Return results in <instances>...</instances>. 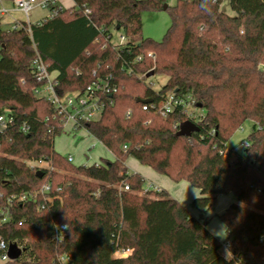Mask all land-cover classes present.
Segmentation results:
<instances>
[{"label": "trees", "instance_id": "16d2710c", "mask_svg": "<svg viewBox=\"0 0 264 264\" xmlns=\"http://www.w3.org/2000/svg\"><path fill=\"white\" fill-rule=\"evenodd\" d=\"M73 1L29 31L0 29V114L13 118L0 136V238L25 250L2 264H264V0H230L232 16L223 0H178L166 6L171 25L160 42L142 37L141 18L166 0ZM116 27L126 37L119 50ZM36 54L60 96L112 75L117 91L105 96L100 118L77 128L111 162L74 167L55 152L64 128L34 94ZM151 71L167 78L158 92L145 84ZM169 95L185 104L162 117ZM187 107L204 112L190 137L178 133ZM246 121L253 125L239 155L226 143ZM129 158L197 189L199 217L165 191L141 194L145 181L128 173ZM228 194L235 202L218 216L224 250L203 216ZM58 226L63 241L53 239Z\"/></svg>", "mask_w": 264, "mask_h": 264}, {"label": "built area", "instance_id": "2783aa9c", "mask_svg": "<svg viewBox=\"0 0 264 264\" xmlns=\"http://www.w3.org/2000/svg\"><path fill=\"white\" fill-rule=\"evenodd\" d=\"M12 5L14 10L23 13L26 18H28L29 13L36 8L48 9L50 11L49 18H52L54 15H56L57 10H63L61 7H58L56 5L55 0H12ZM52 7H56L57 10H51ZM5 13V10H0L1 15ZM26 26L27 31H29L30 25L26 24ZM20 28H22V25H15L11 30H17ZM116 32L118 33V31ZM118 39L119 42L116 45H113L111 43L116 50L121 49L126 43V37L121 33H119ZM147 56L154 60L153 54L149 53ZM136 61H141V57H138ZM30 71L33 75L34 80L38 84V87L34 89L35 96L37 98L46 100L52 106L56 116L60 118L63 128L64 124L69 120L72 121L74 130H77V128L84 127L85 124H88L92 121L98 120L105 105V96L112 95L117 91V86L114 83L112 75H105L103 77L96 78V80L90 85H88L83 91L60 96L56 91V88L59 85V80L57 79V76L54 73H50L48 71V66L43 63V61L37 54L30 64ZM95 74V72H92L93 77H95ZM184 104L185 101L183 99H176L172 95H169L166 101L158 107L157 111L162 117H166L173 111L175 107L182 106ZM142 109L146 111L147 106L144 105ZM183 113L187 117V121L191 123H197L201 118V116L196 117L195 115L189 113L187 109H185ZM129 114L130 112L127 113V116ZM12 124L13 118L9 114H0V136L2 135L3 131ZM174 127L176 128L178 126L175 125ZM26 130L27 129L25 127L22 128L23 132H25ZM242 147L243 149L248 147L246 141L242 143ZM227 153L228 151L225 150L221 154L226 155ZM71 161L72 159L69 158L68 162L71 163ZM123 189L124 191H128V187H124ZM43 190L48 191V187H43ZM151 190L154 192L161 191L157 187H152L150 190H147L145 188L141 194H144ZM2 221L4 222L5 220L3 219ZM64 236L65 227L58 226L56 228V233L53 239L55 241H63ZM8 247L9 245L5 244V242L0 238L1 263L11 262L7 257ZM227 247L228 243L223 242L222 248L224 250H227ZM127 253L128 251H125L122 253L121 256L125 257ZM58 262L65 264L66 261L63 257H61L58 258Z\"/></svg>", "mask_w": 264, "mask_h": 264}, {"label": "rangeland", "instance_id": "374dc122", "mask_svg": "<svg viewBox=\"0 0 264 264\" xmlns=\"http://www.w3.org/2000/svg\"><path fill=\"white\" fill-rule=\"evenodd\" d=\"M3 2L4 10H9L8 3L11 4L10 0H0ZM178 0H166V5L170 8L176 5ZM1 5V4H0ZM65 6V5H63ZM163 6V7H164ZM67 9V8H65ZM220 9L223 13L232 16L233 13L230 9V0H223ZM29 23L31 25H35L47 18L50 17V11L48 9H41L36 8L29 13ZM7 17L1 18L0 20L4 21ZM25 18V17H24ZM142 37L145 39H151L155 42L162 41L163 37L165 36L168 28L171 25V19L168 11H161L157 12H145L142 14ZM28 24V23H27ZM9 26L7 24H2V31H8ZM119 33L112 32V40L111 43L116 45L119 42ZM154 61V60H153ZM167 78L161 75H153L150 78L145 79V84L154 92H158L162 89L166 84ZM187 111L196 117L203 116L204 112L198 108H191L187 107ZM252 123L250 121H246L244 124L241 125L239 129H237L229 140L226 143L227 149H234L238 152L239 155H243V147L242 143L246 141L248 135L252 129ZM54 150L60 156L65 159L72 158L71 164L74 167H90L93 165H100L105 164V161L111 162L112 158L108 151L100 145L94 138L89 136L84 129H73L72 121H67L64 124V131L63 133L56 137L54 140ZM131 158H129V161ZM134 161V160H133ZM132 163V162H131ZM130 163V173L133 170V164ZM141 167L139 172L145 178V188L150 190L154 185H151V181L154 182V176H158L152 169L138 165ZM45 168L44 165L41 166ZM234 202V196L231 194L221 196L220 198L216 199L214 207H212L208 212V218L211 220L210 229L218 230L216 232H220L221 238H224V229L222 223L218 220V217L215 215L220 212L228 204ZM226 238L223 239V243ZM0 264H2L0 262Z\"/></svg>", "mask_w": 264, "mask_h": 264}, {"label": "crops", "instance_id": "0c3cea01", "mask_svg": "<svg viewBox=\"0 0 264 264\" xmlns=\"http://www.w3.org/2000/svg\"><path fill=\"white\" fill-rule=\"evenodd\" d=\"M10 2H11V4L8 3V5H9L8 9L9 10H5L6 13L3 14V15L0 14V19L1 18L3 19L5 17H7L4 21L0 20V29L2 28V24L3 23L4 24L6 23L7 26H9L8 30H11L15 25H23V24H27V23H28V25H31L29 23V17L30 16H28V18H26L23 13H21V12H19L17 10H14L13 9V5H12V1H10ZM55 3H56V5L58 7H61L63 10H66L65 8L71 9L74 6V1L73 0H55ZM0 4H1L0 5V10H4L5 8L2 6L3 2L0 1ZM63 5H65V6H63ZM39 23H37V24H39ZM108 153L110 154V156H111V158L113 160L112 154L109 151H108ZM130 160H132V161L127 160L126 163H125L127 171L130 170L129 166H130V163L132 162L131 164H133V170L130 171V174H138L145 180V178L139 172V170H141V167L137 166V164L138 165H140V164L134 159H130ZM151 183H152L151 185H154L153 187H157L161 191H165L172 199H175L176 201H178L189 212V214L193 218H198L199 217V213L192 207V201L194 199L200 197V192L197 189L192 188L186 182L174 183V182L170 181L168 178H166L164 176H161V175L154 176V182L151 181ZM220 197L221 196H218L216 199H218ZM234 202H235V198H234ZM234 202H231V204L234 203ZM228 205H230V204H228ZM227 207L228 206H226V208H223L222 210H220V212H218L215 216L218 217L221 213H223L227 209ZM208 212L203 216V218L206 221V229L219 242H222L223 239L226 238V234L224 235V238H221L222 234L220 232H216L218 230L215 231V229L214 230L210 229L211 220L208 218V215H207ZM223 229H224V233H225V228L223 227Z\"/></svg>", "mask_w": 264, "mask_h": 264}, {"label": "water", "instance_id": "95a60500", "mask_svg": "<svg viewBox=\"0 0 264 264\" xmlns=\"http://www.w3.org/2000/svg\"><path fill=\"white\" fill-rule=\"evenodd\" d=\"M166 6L163 7V10L165 11ZM115 31H119V27H116ZM154 75V72L151 71L149 74L146 75V78H150ZM144 104H148L150 103V101H145L143 102ZM198 108H201L200 106H198ZM199 129L198 127L191 123V122H184L179 126V135L185 136V137H190L192 134L198 133ZM36 176L41 179L43 176V173L41 171H38L36 173ZM25 250L24 249H20L18 248L15 244H10L8 247V251H7V257L8 259L13 262L19 259V257L22 255V253H24Z\"/></svg>", "mask_w": 264, "mask_h": 264}]
</instances>
